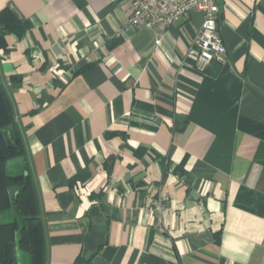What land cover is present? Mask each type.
Masks as SVG:
<instances>
[{
	"label": "crops",
	"instance_id": "0c3cea01",
	"mask_svg": "<svg viewBox=\"0 0 264 264\" xmlns=\"http://www.w3.org/2000/svg\"><path fill=\"white\" fill-rule=\"evenodd\" d=\"M5 8L47 264H264V0H221L228 56L205 73L198 12L158 30L129 26L130 0Z\"/></svg>",
	"mask_w": 264,
	"mask_h": 264
},
{
	"label": "trees",
	"instance_id": "16d2710c",
	"mask_svg": "<svg viewBox=\"0 0 264 264\" xmlns=\"http://www.w3.org/2000/svg\"><path fill=\"white\" fill-rule=\"evenodd\" d=\"M0 48L6 36L22 37L24 27L10 9L0 12ZM46 239L39 197L30 172L21 129L9 94L0 78V264H47Z\"/></svg>",
	"mask_w": 264,
	"mask_h": 264
},
{
	"label": "built area",
	"instance_id": "2783aa9c",
	"mask_svg": "<svg viewBox=\"0 0 264 264\" xmlns=\"http://www.w3.org/2000/svg\"><path fill=\"white\" fill-rule=\"evenodd\" d=\"M130 2L129 26L132 28L164 30L192 12L200 13L203 21L195 40V49L192 51L196 70L205 73L213 63L226 61L228 50L219 28L221 0H130ZM160 42L158 39L156 44L159 45ZM156 206L164 209L161 201L157 202Z\"/></svg>",
	"mask_w": 264,
	"mask_h": 264
},
{
	"label": "rangeland",
	"instance_id": "374dc122",
	"mask_svg": "<svg viewBox=\"0 0 264 264\" xmlns=\"http://www.w3.org/2000/svg\"><path fill=\"white\" fill-rule=\"evenodd\" d=\"M19 258L21 264H30L28 255L20 253Z\"/></svg>",
	"mask_w": 264,
	"mask_h": 264
}]
</instances>
